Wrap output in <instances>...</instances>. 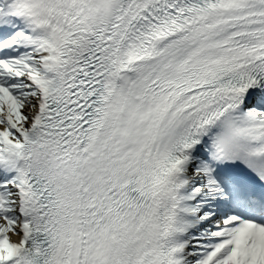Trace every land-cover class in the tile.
Segmentation results:
<instances>
[{"label":"snow or ice","instance_id":"6c2138e0","mask_svg":"<svg viewBox=\"0 0 264 264\" xmlns=\"http://www.w3.org/2000/svg\"><path fill=\"white\" fill-rule=\"evenodd\" d=\"M0 264H264V0H0Z\"/></svg>","mask_w":264,"mask_h":264}]
</instances>
